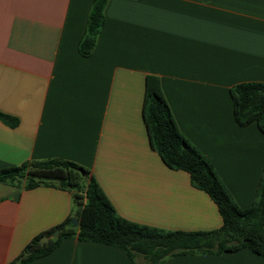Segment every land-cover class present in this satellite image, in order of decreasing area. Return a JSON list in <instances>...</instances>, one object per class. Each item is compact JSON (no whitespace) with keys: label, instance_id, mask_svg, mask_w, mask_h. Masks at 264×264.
Returning <instances> with one entry per match:
<instances>
[{"label":"crops","instance_id":"obj_1","mask_svg":"<svg viewBox=\"0 0 264 264\" xmlns=\"http://www.w3.org/2000/svg\"><path fill=\"white\" fill-rule=\"evenodd\" d=\"M93 1L0 0V112L7 116L0 117V169L73 160L130 221L219 228L216 203L151 146L147 77L160 78L181 132L239 206H251L264 172V132L257 121L237 122L231 87L264 82V0H108L84 56L79 43ZM72 215L67 190L0 181V264ZM30 264L133 263L121 248L68 236ZM135 264L146 260L136 256ZM161 264H264V256L241 248L170 255Z\"/></svg>","mask_w":264,"mask_h":264},{"label":"trees","instance_id":"obj_2","mask_svg":"<svg viewBox=\"0 0 264 264\" xmlns=\"http://www.w3.org/2000/svg\"><path fill=\"white\" fill-rule=\"evenodd\" d=\"M108 0H94L79 51L92 53L96 38L104 25ZM234 114L241 125L257 121L264 132V82L246 81L231 87ZM143 116L151 146L163 162L175 170L186 171L191 183L205 191L216 203L222 217L219 228L208 231L164 230L136 223L119 215L91 170L64 158L34 159L0 169V181L21 183L27 188L54 184L71 192L73 215L55 228L36 236L21 254L7 264H30L34 259L54 251L64 237L94 241L123 249L135 264L142 255L146 264H161L170 255L195 252L220 254L249 248L264 256V172L254 203L242 208L233 198L212 163L181 132L161 86L160 78L148 75ZM0 117L7 116L0 112ZM73 216L79 225H70ZM60 229L58 236L53 232ZM47 235L48 241L39 239Z\"/></svg>","mask_w":264,"mask_h":264},{"label":"water","instance_id":"obj_3","mask_svg":"<svg viewBox=\"0 0 264 264\" xmlns=\"http://www.w3.org/2000/svg\"><path fill=\"white\" fill-rule=\"evenodd\" d=\"M70 223L73 225V226H78L79 225V219L74 216L71 218L70 220ZM60 234V229H56L54 232H53V236H58ZM49 240V237L47 235H43L39 241L40 242H45V241H48Z\"/></svg>","mask_w":264,"mask_h":264},{"label":"rangeland","instance_id":"obj_4","mask_svg":"<svg viewBox=\"0 0 264 264\" xmlns=\"http://www.w3.org/2000/svg\"><path fill=\"white\" fill-rule=\"evenodd\" d=\"M140 256H142V255H140ZM140 258H142V257H140Z\"/></svg>","mask_w":264,"mask_h":264}]
</instances>
